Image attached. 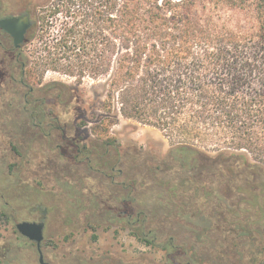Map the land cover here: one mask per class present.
<instances>
[{
    "label": "trees",
    "instance_id": "16d2710c",
    "mask_svg": "<svg viewBox=\"0 0 264 264\" xmlns=\"http://www.w3.org/2000/svg\"><path fill=\"white\" fill-rule=\"evenodd\" d=\"M39 36L44 66L103 82L104 113L83 122L101 119L107 135L123 117L172 142L155 166L132 157V193L138 171L156 184L152 209L132 197V236L162 249L166 264H264V0H47L25 43L4 49L25 84L24 132L26 120L44 128L54 118L28 82L26 48ZM146 211L156 223L178 217L186 241L157 242Z\"/></svg>",
    "mask_w": 264,
    "mask_h": 264
},
{
    "label": "rangeland",
    "instance_id": "374dc122",
    "mask_svg": "<svg viewBox=\"0 0 264 264\" xmlns=\"http://www.w3.org/2000/svg\"><path fill=\"white\" fill-rule=\"evenodd\" d=\"M34 2L0 0V12L3 16L16 15L27 6H34ZM56 30L58 27L52 28L53 33ZM42 43L39 36L26 48L32 62L28 82L34 89L44 90L42 94L51 106L52 117L67 123L69 135L78 136L91 150L90 162L76 160L75 153L62 155L63 151L57 147L61 143L58 135L47 143L31 129L29 132L19 130L22 119L17 117L18 99H12L14 96L10 92L9 103L13 109L6 108L0 101V208L10 201L12 206L9 207L16 214L36 199L50 207L52 217L47 237L58 245L57 253H50L54 264H166L162 249L133 237L132 228L117 218L134 221L137 217L136 214L131 215L132 218L123 216L124 199L132 201L133 197L145 201L150 209L156 200L151 196L154 194L151 188L156 184L145 172L134 171L138 182L133 184L136 191L132 193L135 152L142 154L141 161L148 160L150 166H155L150 159H162L172 142L159 129L123 117L109 128L107 135L104 129L109 124H101V119L84 123L82 120L86 116L95 113L98 117L104 113L103 82L44 66ZM108 138L121 147V162L118 151L102 143ZM102 164H116L115 175L107 167L98 172ZM118 170L122 171L119 176L116 175ZM108 174L112 177H107ZM113 182H124L125 187L113 186ZM127 203L135 206L134 202ZM178 219L174 216L166 221L159 215L156 223L149 215L151 223L148 222L144 230L154 228L161 237L157 242L172 237L177 243H183L189 235ZM4 223L0 220V264H38L30 255L29 243L4 227Z\"/></svg>",
    "mask_w": 264,
    "mask_h": 264
},
{
    "label": "flooded vegetation",
    "instance_id": "af4514ba",
    "mask_svg": "<svg viewBox=\"0 0 264 264\" xmlns=\"http://www.w3.org/2000/svg\"><path fill=\"white\" fill-rule=\"evenodd\" d=\"M47 2V0H35L34 6L29 5L27 6L21 13L19 14H10V15H5L1 14L0 12V20L8 17H18V16H25L29 15L31 20H32V12L37 8L39 5H43ZM2 4V1H1ZM3 5V4H2ZM1 5V7H2ZM0 7V9H1ZM9 43L13 44V39L12 37L7 34L4 30L0 28V101L2 100L4 102L3 106L6 108H9L12 106L9 103V93L12 92L14 98L12 99H18L17 101V108L23 106V101H24V91H25V84L23 79H20L17 75L11 74L7 70L8 66V56L5 52V48L9 45ZM15 48V47H14ZM17 49V48H15ZM31 91H34L33 88H31ZM1 101V102H2ZM30 124L33 125L31 130L34 131V135H38L39 137L43 138L47 143L51 142V139H56V135H58V138L60 140V144L57 145L58 150H62L63 153L62 155H65L64 153H75V159L78 161L86 160L87 162H90V154L91 150H88L87 146L77 137L69 135L68 133V128L69 125L67 123H63L61 118L59 117H54V118H47L44 121H46L49 126H46L43 128L42 122L37 123L36 121L33 120H26ZM53 121V122H52ZM46 123V124H47ZM57 133V134H56ZM83 144V145H82ZM118 144V142H116ZM114 148V147H113ZM115 149V148H114ZM19 156V153H17ZM99 169H97L98 172H102L103 167H107L110 169L111 173H114L115 175V169H116V164L112 166H108L105 164L99 165ZM122 171L118 170L116 175H121ZM107 177H112L111 174H108ZM124 182H113V186L118 185L119 187L123 188ZM39 189H37L38 192ZM120 193L122 191L119 190ZM124 202L122 203L125 211L122 212L123 216L132 218V207L128 206L127 201H129V204H132L131 200H123ZM7 206V210L6 207ZM11 202L7 201L3 208L1 209L0 212V220H4V227H9L10 231H13V233L18 236L19 238L25 239L29 243V252L30 255L33 256V259H36L38 264H54L51 262L50 259V253H57L58 245L53 241L52 238L47 237V231L49 229V222L51 221V212H50V207L46 206L44 203H42L40 200L34 201L33 203H30L26 206L21 207L19 212L16 214L12 212L13 210L10 207ZM117 220L120 222H123L127 227L132 228V220L128 219H122L120 216H118ZM27 222V223H35L37 225L42 224L43 229H42V235H43V240L40 245H38L37 242L31 241L27 237L23 236L19 230H18V225L20 223ZM132 232V229L130 230ZM48 238V239H47ZM41 260L43 262H41ZM79 264V263H78Z\"/></svg>",
    "mask_w": 264,
    "mask_h": 264
},
{
    "label": "water",
    "instance_id": "95a60500",
    "mask_svg": "<svg viewBox=\"0 0 264 264\" xmlns=\"http://www.w3.org/2000/svg\"><path fill=\"white\" fill-rule=\"evenodd\" d=\"M31 27L32 20L29 15L8 17L0 20V28L12 37L14 47L17 49L25 43ZM42 229V224L23 222L18 225L19 232L31 241L37 242L38 245L43 240ZM41 262L43 261L41 260Z\"/></svg>",
    "mask_w": 264,
    "mask_h": 264
}]
</instances>
